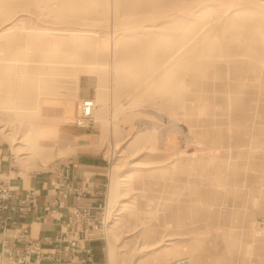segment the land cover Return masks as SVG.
I'll return each instance as SVG.
<instances>
[{
    "label": "rangeland",
    "instance_id": "1",
    "mask_svg": "<svg viewBox=\"0 0 264 264\" xmlns=\"http://www.w3.org/2000/svg\"><path fill=\"white\" fill-rule=\"evenodd\" d=\"M85 100L109 160L88 264H264V0H0L16 165L77 153L53 128Z\"/></svg>",
    "mask_w": 264,
    "mask_h": 264
},
{
    "label": "crops",
    "instance_id": "2",
    "mask_svg": "<svg viewBox=\"0 0 264 264\" xmlns=\"http://www.w3.org/2000/svg\"><path fill=\"white\" fill-rule=\"evenodd\" d=\"M84 90L80 96H84ZM78 108L76 110L74 105L71 111L66 107L61 114V123L57 122L53 128L54 133L59 132L68 143L65 150L78 149V152H69L68 156L49 164L44 170L26 171L16 165L13 152L0 139V185L12 188L16 196L13 204H18L31 189L36 190L39 203L33 212H15L13 225L3 227L0 222V252L6 249L5 245H21L22 239L42 240L41 251L46 256L36 257L34 264H88L92 261L90 255L96 261L102 260L103 255L108 260L103 242L88 238L90 229L86 228L83 233L82 227L74 229L70 226L75 221L72 214L77 208L85 207L99 217L109 181V160L99 152L87 150L97 143L96 134L79 128L74 121L75 115H79ZM64 182L74 193L61 206H56L57 187ZM47 205L52 206L53 211L44 212L43 207ZM70 240H77L82 251L74 252Z\"/></svg>",
    "mask_w": 264,
    "mask_h": 264
},
{
    "label": "built area",
    "instance_id": "3",
    "mask_svg": "<svg viewBox=\"0 0 264 264\" xmlns=\"http://www.w3.org/2000/svg\"><path fill=\"white\" fill-rule=\"evenodd\" d=\"M95 103L93 100L83 101L81 110L77 118V125L81 128L90 127L93 115ZM73 189L68 186V183H59L56 191L55 205L61 206L64 201L73 194ZM16 200V196L12 188L8 185H0V222L3 227L13 225L14 219L13 214L15 212H33L38 206V196L34 189H31L25 193V195L18 201V204H13ZM54 205V206H55ZM52 206H44V212L53 211ZM72 219L75 220L70 224L71 227L77 229L79 226L88 228L95 226L98 217L90 213L86 208H77L72 214ZM83 230V229H82ZM81 233V231L79 232ZM73 247L74 252H79L78 241L70 240L68 241ZM22 247H12L6 246L3 252H0V264H34V260L37 258H44L46 255L42 253V240H25ZM184 261H190L188 259H181L176 262V264H183Z\"/></svg>",
    "mask_w": 264,
    "mask_h": 264
},
{
    "label": "bare ground",
    "instance_id": "4",
    "mask_svg": "<svg viewBox=\"0 0 264 264\" xmlns=\"http://www.w3.org/2000/svg\"><path fill=\"white\" fill-rule=\"evenodd\" d=\"M175 58V56H172L171 58H170V61H172L173 59ZM220 61V60H219ZM94 112H95V108H94ZM94 116V115H93ZM4 129V128H3ZM20 142V141H19ZM224 203V202H223ZM190 262L189 261H184V263L183 264H189Z\"/></svg>",
    "mask_w": 264,
    "mask_h": 264
}]
</instances>
